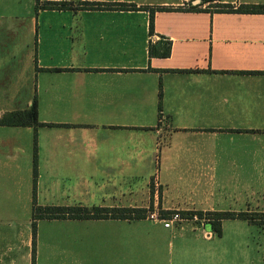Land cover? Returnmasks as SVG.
Segmentation results:
<instances>
[{
    "label": "crops",
    "instance_id": "crops-1",
    "mask_svg": "<svg viewBox=\"0 0 264 264\" xmlns=\"http://www.w3.org/2000/svg\"><path fill=\"white\" fill-rule=\"evenodd\" d=\"M45 3L73 10L0 0V118L37 111L35 127L0 126V264H38L71 225L106 251L57 264H264V224L250 218L264 214V14L223 8L264 0ZM151 203L245 217L218 222L219 234L213 220H51L43 243L39 221L34 244L19 221L35 207Z\"/></svg>",
    "mask_w": 264,
    "mask_h": 264
},
{
    "label": "trees",
    "instance_id": "trees-1",
    "mask_svg": "<svg viewBox=\"0 0 264 264\" xmlns=\"http://www.w3.org/2000/svg\"><path fill=\"white\" fill-rule=\"evenodd\" d=\"M205 2H213L216 0H204ZM99 5L96 4H84L82 5V9L85 10H93L100 9ZM120 10H135L133 6H118ZM223 8L226 9L227 12H235V13H247V14H264V5H247L241 6L236 10H233L232 7L226 5ZM39 9L43 10H73L72 5L68 3H45L44 5H39V0H36L35 11L38 12ZM107 9H111V7H107ZM191 10H194V7L191 6ZM152 21H153V13L150 14V32H152ZM153 53L151 52V55ZM162 58L167 57L169 55L168 51L163 53L156 54ZM0 126L6 127H29V126H37V111H36V103L34 102L30 109L25 111H18L9 114H5L0 118ZM36 173V164L34 158V175ZM141 213H144V210L141 209H129L125 211L124 214H117V210L113 209H95L93 212L88 211L85 208H52V207H35L32 215V233H33V244L36 239V222L40 220H111V219H137L140 220L142 217ZM135 214V217L131 215ZM218 216L213 220L214 224V232L217 234L220 233V229L218 226V222L225 219H236V218H244L245 216L242 214H231V213H216ZM254 220L253 218H251ZM217 224V225H216ZM34 259V257H33Z\"/></svg>",
    "mask_w": 264,
    "mask_h": 264
},
{
    "label": "rangeland",
    "instance_id": "rangeland-1",
    "mask_svg": "<svg viewBox=\"0 0 264 264\" xmlns=\"http://www.w3.org/2000/svg\"><path fill=\"white\" fill-rule=\"evenodd\" d=\"M158 198L159 196V191ZM160 199V198H159ZM158 199V200H159ZM153 205L151 203V207L147 210H144V213H141L140 216L144 221H157L161 222V220H169L171 219L172 215L177 212H168L166 213L165 210H161L158 208V210H155L152 208ZM179 215V218L181 219L180 222H173L172 224L175 226L177 224H205L208 222H211L212 220L216 219L218 216L213 213H177ZM32 214H26V215H19V221H26L25 223L31 222L32 224ZM132 217H135L136 215H131ZM250 218H253L254 221L264 224V214H252ZM31 220V221H30ZM66 220V219H64ZM134 221H138L137 219H132ZM43 221L38 227V232L40 235V243H43V240L46 239L50 233L48 232V229L50 227L51 220H40ZM39 221L36 222L38 224ZM26 226L25 224H22ZM79 226L71 225V226H65L64 230H61V232L65 234H58V232H55L58 235H54L56 238L55 242L49 246L46 245V247L43 249L41 254L39 253L38 256V264H57L59 261H72V262H81L86 261L89 262L93 259L94 254H98L99 251H101L103 254L106 251V244L102 243V245H99V242L95 235H92V233L86 234L87 232L82 231L80 232L78 230ZM26 228V227H25ZM25 228H21L19 230V239L24 238L25 234ZM37 230V228H36ZM62 235V236H61ZM67 235V236H66ZM59 236V237H58ZM56 261V262H54Z\"/></svg>",
    "mask_w": 264,
    "mask_h": 264
},
{
    "label": "built area",
    "instance_id": "built-area-1",
    "mask_svg": "<svg viewBox=\"0 0 264 264\" xmlns=\"http://www.w3.org/2000/svg\"><path fill=\"white\" fill-rule=\"evenodd\" d=\"M181 219L179 218V215L177 213L173 214L171 219L169 220H161V223H163L164 228L169 229L171 228V224L173 222H180Z\"/></svg>",
    "mask_w": 264,
    "mask_h": 264
}]
</instances>
